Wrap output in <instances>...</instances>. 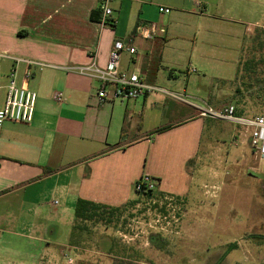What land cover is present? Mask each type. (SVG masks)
I'll use <instances>...</instances> for the list:
<instances>
[{"label": "crops", "instance_id": "1", "mask_svg": "<svg viewBox=\"0 0 264 264\" xmlns=\"http://www.w3.org/2000/svg\"><path fill=\"white\" fill-rule=\"evenodd\" d=\"M160 6L171 13L160 14ZM112 7L115 24L106 26L99 0H0V53L45 65L26 80L25 63L0 62V109L12 74L37 94L33 122L3 125L0 264H28L20 258H34L36 250L72 257L77 201L125 206L141 195L134 186L145 174L158 181L160 192L187 201L194 192L204 206L184 211L182 230L188 242L204 230L207 189L218 183L226 159L218 148L214 168L207 169L213 142L225 135L199 108L225 109L233 80H221L198 98L204 105L189 110L183 103L190 80L182 82L180 72L216 61L237 70L228 54L243 49L248 31L264 26V0H113ZM152 26V38L138 30ZM117 40L137 51L122 54V71L182 100L157 92L101 103L99 84L79 71L93 64L106 69ZM242 109L237 114L244 116ZM239 139L251 149L245 131Z\"/></svg>", "mask_w": 264, "mask_h": 264}, {"label": "rangeland", "instance_id": "2", "mask_svg": "<svg viewBox=\"0 0 264 264\" xmlns=\"http://www.w3.org/2000/svg\"><path fill=\"white\" fill-rule=\"evenodd\" d=\"M243 43L241 51L228 54L229 60L238 62L237 70L229 65L220 68L216 61L205 66L193 64L191 73L186 69L180 72L182 82L190 80L191 94L181 93L187 100L184 106L193 110L189 105H204L199 99L224 79L228 84L233 80L228 86L232 101L226 106L232 105L238 112L244 108L245 117L264 108V26L248 31ZM211 124L225 136L219 138L220 144L213 142L207 169L214 168L218 148L226 162L223 160L219 170L218 183L207 189L210 199L209 204L205 201L204 230H195L189 242L182 230L184 211L204 206L194 192L187 201L157 189L139 195L118 211L100 210V217L82 223L84 229L71 240L75 246L73 264H264V159L256 158L240 143L244 127L222 120H211ZM34 252L33 259L23 257L20 261L66 264L60 251Z\"/></svg>", "mask_w": 264, "mask_h": 264}, {"label": "built area", "instance_id": "3", "mask_svg": "<svg viewBox=\"0 0 264 264\" xmlns=\"http://www.w3.org/2000/svg\"><path fill=\"white\" fill-rule=\"evenodd\" d=\"M113 0H99V10L102 14V24H115ZM171 8L160 6L159 13L168 15ZM140 33L145 38H152L155 28L139 27ZM124 52L131 56L137 54L134 47L126 45L123 41L117 40L110 53V58L106 69H100L93 64L81 68L82 75L90 77L99 84L97 96L101 103L109 100L129 101L133 99L145 98L154 93L160 92L182 100V97L172 94L167 90L150 84L140 74L129 73L121 70V57ZM5 59H12L15 62H23L27 65L26 80L33 76V68H43L45 65L32 60H24L11 57L5 53H0V62ZM194 70V69H193ZM58 99L61 94H58ZM37 94L30 90L26 85H18L14 74L11 75L4 106L0 109V140L3 125L6 121L19 123H31L34 120ZM200 114L217 120L230 122L244 127L249 136L250 147L256 158L264 159V108L259 115L245 117L237 114L234 106H227L223 110H216L212 107H200ZM138 194H148L158 189V181L150 175H143L134 186ZM66 257V264H73L74 260Z\"/></svg>", "mask_w": 264, "mask_h": 264}, {"label": "trees", "instance_id": "4", "mask_svg": "<svg viewBox=\"0 0 264 264\" xmlns=\"http://www.w3.org/2000/svg\"><path fill=\"white\" fill-rule=\"evenodd\" d=\"M100 210L118 211L120 210V207L114 208L102 204H97L88 200L79 199L75 206V225L73 227L72 238L74 237L77 231L84 229L82 223L92 221L95 218L100 217L99 214H97V212H99ZM221 259H223V257Z\"/></svg>", "mask_w": 264, "mask_h": 264}, {"label": "water", "instance_id": "5", "mask_svg": "<svg viewBox=\"0 0 264 264\" xmlns=\"http://www.w3.org/2000/svg\"><path fill=\"white\" fill-rule=\"evenodd\" d=\"M262 177V176H261ZM263 178V177H262Z\"/></svg>", "mask_w": 264, "mask_h": 264}]
</instances>
